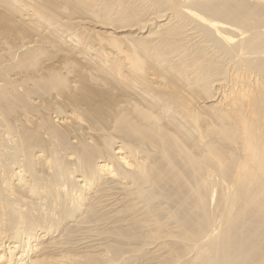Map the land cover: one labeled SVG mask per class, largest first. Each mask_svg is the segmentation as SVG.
I'll list each match as a JSON object with an SVG mask.
<instances>
[{"label":"bare ground","instance_id":"bare-ground-1","mask_svg":"<svg viewBox=\"0 0 264 264\" xmlns=\"http://www.w3.org/2000/svg\"><path fill=\"white\" fill-rule=\"evenodd\" d=\"M0 264H264V0H0Z\"/></svg>","mask_w":264,"mask_h":264}]
</instances>
